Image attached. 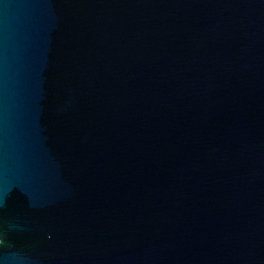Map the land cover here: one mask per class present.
I'll use <instances>...</instances> for the list:
<instances>
[{"label":"water","instance_id":"1","mask_svg":"<svg viewBox=\"0 0 264 264\" xmlns=\"http://www.w3.org/2000/svg\"><path fill=\"white\" fill-rule=\"evenodd\" d=\"M0 264H264V0H0Z\"/></svg>","mask_w":264,"mask_h":264}]
</instances>
